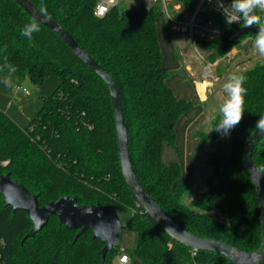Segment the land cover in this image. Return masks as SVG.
<instances>
[{
	"label": "trees",
	"instance_id": "16d2710c",
	"mask_svg": "<svg viewBox=\"0 0 264 264\" xmlns=\"http://www.w3.org/2000/svg\"><path fill=\"white\" fill-rule=\"evenodd\" d=\"M31 1L38 8L45 4L47 15L69 30L116 80L132 165L147 192L192 233L245 252L259 249L261 209L256 185L245 167L244 149L259 117L264 116V63L237 73L246 77L243 86L247 89L241 122L223 135L214 130L219 115L211 120L209 131L194 133L197 150L210 145L212 151L206 161L209 172L203 198L187 204L181 165L166 163L163 150L167 144L176 145V125L193 104L176 96L162 67L157 27L161 3L121 0L98 17L95 9L100 0ZM199 2L167 0L177 20L190 17ZM207 11L208 18L224 23L213 10ZM32 19L16 0H0V68L6 56L16 74L29 75L37 84L51 74L61 81L52 95L43 98L27 129L0 110V172L10 173L37 194L41 206L73 196L81 205L130 209L132 216L124 229L138 240L133 247L115 245L104 259L105 243L94 238L91 230L75 240L79 230L65 227L57 216L35 237L26 239L33 222L24 210L6 206L0 194V264H115L114 258L121 254L129 256L130 264H235L211 251L193 255V249L172 239L138 206L120 166L107 84L58 33L43 24L31 41L22 36V28ZM233 35L230 29L220 40L198 41L206 45L214 62L244 44L243 38L232 39ZM253 160L258 169L264 168V136L255 146Z\"/></svg>",
	"mask_w": 264,
	"mask_h": 264
},
{
	"label": "water",
	"instance_id": "95a60500",
	"mask_svg": "<svg viewBox=\"0 0 264 264\" xmlns=\"http://www.w3.org/2000/svg\"><path fill=\"white\" fill-rule=\"evenodd\" d=\"M25 11L34 19L52 31L58 33L69 45L72 51L91 69H93L107 84L110 91L112 107L118 134L119 162L124 178L131 191L144 211L161 226L172 239L197 251H211L227 257L235 264H262L264 263V175L257 168L253 153L255 146L264 136V132L255 129L248 138L244 149V163L253 179L261 209L262 242L256 251L245 252L223 241L204 238L187 230L179 224L167 211L147 192L137 177L130 156L129 135L125 114L120 97L119 87L111 73L95 58L88 54L77 42L75 37L65 27L47 15L38 14V7L31 0H16ZM258 26L235 29L232 39L248 34H256ZM250 41L244 44L247 50ZM0 194L3 195L6 206L14 210H24L31 221L33 228L27 233L26 239L35 237L43 230L53 216H57L60 223L67 228L78 229L77 240L84 232L91 230L94 238L105 243L102 256L105 259L119 241V233L125 224L121 220L117 209L113 205H81L73 196H61L56 200L41 206L39 196L33 194L24 184L14 179L10 173L0 172Z\"/></svg>",
	"mask_w": 264,
	"mask_h": 264
},
{
	"label": "rangeland",
	"instance_id": "374dc122",
	"mask_svg": "<svg viewBox=\"0 0 264 264\" xmlns=\"http://www.w3.org/2000/svg\"><path fill=\"white\" fill-rule=\"evenodd\" d=\"M133 2L135 0H126ZM141 1V0H139ZM145 1V0H142ZM158 39L163 52V69L169 74L168 83L171 84L179 97H184L193 104L189 115H184L177 123V141L175 146H169L172 158L182 168V181L187 182L188 194L185 199L187 204L203 198L205 179L209 172L206 165L210 145L202 150H197L198 140L194 132L199 130L209 131L211 120L220 115L219 108L226 98L222 85L233 73L254 67L258 63H264V57L260 56L254 47L255 36H242L244 44L250 41L247 50L241 43L233 47L226 55L215 60L216 80L206 86L203 102L198 96L195 86L196 74H202L205 61L198 55V50L209 60V51L206 45L198 39H192L187 33L179 30L178 26L168 20L163 10L157 18ZM7 70L0 71V81ZM13 82L19 86H27L31 95H25L23 91L16 93L11 88L5 87L0 82V110L12 118L22 129H27L43 104V98L52 95L60 84L57 74L49 75L42 84L32 81L29 75L21 76L13 74ZM201 80V77L200 79ZM204 90V86L202 88ZM216 214V211L212 212ZM118 214L124 224L132 216V211L127 208L118 209ZM137 235L126 229H121L118 244L122 248L133 247L137 244ZM117 257L114 258L116 262Z\"/></svg>",
	"mask_w": 264,
	"mask_h": 264
},
{
	"label": "clouds",
	"instance_id": "9594fccd",
	"mask_svg": "<svg viewBox=\"0 0 264 264\" xmlns=\"http://www.w3.org/2000/svg\"><path fill=\"white\" fill-rule=\"evenodd\" d=\"M218 9L222 10L225 17V23L231 25L237 23L244 28L258 26V32L255 34L254 47L256 52L264 57V0H231L229 6H225L223 0H218ZM61 11H63L61 9ZM38 14L47 17V7L41 3ZM40 31V23L37 19H32L25 24L21 30V35L29 41L32 40L33 34ZM7 70L3 76L2 82L5 87L11 88L14 92L23 91L25 95H31L27 86H19L13 82V74L17 71L16 67L9 64L7 57H4V64L0 71ZM246 77L243 74L233 73L227 81L223 83L222 88L226 93V98L219 108L220 120L215 126V131L228 135L230 130L236 127L242 120L244 114V103L247 89L243 86ZM256 129L264 132V116L259 117L256 123ZM264 172V168L259 169Z\"/></svg>",
	"mask_w": 264,
	"mask_h": 264
},
{
	"label": "built area",
	"instance_id": "2783aa9c",
	"mask_svg": "<svg viewBox=\"0 0 264 264\" xmlns=\"http://www.w3.org/2000/svg\"><path fill=\"white\" fill-rule=\"evenodd\" d=\"M121 0H100L95 9V15L98 17L105 16L108 11L118 5ZM150 2L159 1L162 6V10L169 21L176 24L182 32L187 33L192 39H200L204 41H216L225 37L229 30L235 31V29L242 27V25L233 23L227 25L225 23V17L222 10L218 9V0H200L193 14L187 19L177 20L174 19L170 13L167 0H146ZM224 5L227 7L231 4V0H223ZM208 8L218 14L224 23H220L212 18H208L206 13ZM264 14V13H263ZM199 57L205 61V68L201 75L202 82L211 85L216 80V67L217 63L214 61H208L198 50ZM138 206H141L137 202ZM194 250L193 255H196ZM115 264H130V258L127 254H121L118 256Z\"/></svg>",
	"mask_w": 264,
	"mask_h": 264
},
{
	"label": "crops",
	"instance_id": "0c3cea01",
	"mask_svg": "<svg viewBox=\"0 0 264 264\" xmlns=\"http://www.w3.org/2000/svg\"><path fill=\"white\" fill-rule=\"evenodd\" d=\"M201 75L202 74H196V78H195V80H194V82H195V86H196V88H197V90H198V96L200 97V100L203 102V99H204V97H203V95L205 96V90L207 89V87L206 86H208V85H206V83H204V82H202V81H200L199 79H200V77H201ZM168 82V81H167ZM169 84V83H168ZM169 85H171V84H169ZM203 86H204V90L202 89L203 88ZM171 88H172V86H170ZM173 89V88H172ZM174 90V89H173ZM174 92H175V90H174ZM175 94H176V92H175ZM176 96L178 97V98H180V99H183V100H187L186 98H184V97H179L177 94H176ZM188 115H189V113H188ZM182 118V117H181ZM176 128H177V126H176ZM195 133V132H194ZM169 146L170 145H165L164 146V150H163V160L166 162V163H171V162H175V158H174V156H173V158H172V155H173V153L171 154V152H170V149H169Z\"/></svg>",
	"mask_w": 264,
	"mask_h": 264
}]
</instances>
